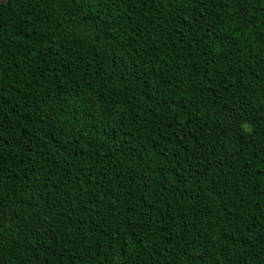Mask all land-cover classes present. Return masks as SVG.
<instances>
[{
    "label": "trees",
    "instance_id": "1",
    "mask_svg": "<svg viewBox=\"0 0 264 264\" xmlns=\"http://www.w3.org/2000/svg\"><path fill=\"white\" fill-rule=\"evenodd\" d=\"M0 264H264V0H4Z\"/></svg>",
    "mask_w": 264,
    "mask_h": 264
},
{
    "label": "rangeland",
    "instance_id": "2",
    "mask_svg": "<svg viewBox=\"0 0 264 264\" xmlns=\"http://www.w3.org/2000/svg\"><path fill=\"white\" fill-rule=\"evenodd\" d=\"M4 0H0V4L3 2Z\"/></svg>",
    "mask_w": 264,
    "mask_h": 264
}]
</instances>
